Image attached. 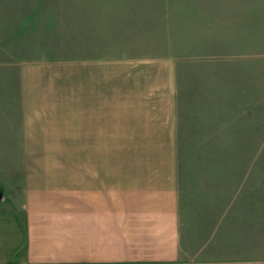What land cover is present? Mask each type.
Instances as JSON below:
<instances>
[{"label":"rangeland","instance_id":"374dc122","mask_svg":"<svg viewBox=\"0 0 264 264\" xmlns=\"http://www.w3.org/2000/svg\"><path fill=\"white\" fill-rule=\"evenodd\" d=\"M103 59L169 63L183 232L207 240L237 226L264 196V0H0L1 190L26 153H81L77 130L72 141H22L21 71L34 88H68L67 70Z\"/></svg>","mask_w":264,"mask_h":264},{"label":"crops","instance_id":"0c3cea01","mask_svg":"<svg viewBox=\"0 0 264 264\" xmlns=\"http://www.w3.org/2000/svg\"><path fill=\"white\" fill-rule=\"evenodd\" d=\"M158 62L82 60L68 88L49 90L21 71L22 141H72L77 130L81 153L24 155L19 179L0 189V264H264V196L237 226L186 238L170 65Z\"/></svg>","mask_w":264,"mask_h":264},{"label":"water","instance_id":"95a60500","mask_svg":"<svg viewBox=\"0 0 264 264\" xmlns=\"http://www.w3.org/2000/svg\"><path fill=\"white\" fill-rule=\"evenodd\" d=\"M1 198H2V192L0 191V200H1Z\"/></svg>","mask_w":264,"mask_h":264}]
</instances>
